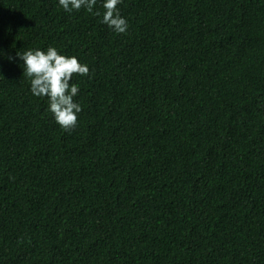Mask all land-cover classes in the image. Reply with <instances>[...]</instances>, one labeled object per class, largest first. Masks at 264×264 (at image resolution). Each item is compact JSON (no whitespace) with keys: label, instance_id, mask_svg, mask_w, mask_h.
I'll return each instance as SVG.
<instances>
[{"label":"trees","instance_id":"trees-1","mask_svg":"<svg viewBox=\"0 0 264 264\" xmlns=\"http://www.w3.org/2000/svg\"><path fill=\"white\" fill-rule=\"evenodd\" d=\"M103 2L0 0V264H264V0ZM48 47L89 67L71 132Z\"/></svg>","mask_w":264,"mask_h":264},{"label":"clouds","instance_id":"clouds-1","mask_svg":"<svg viewBox=\"0 0 264 264\" xmlns=\"http://www.w3.org/2000/svg\"><path fill=\"white\" fill-rule=\"evenodd\" d=\"M58 2L67 12H78L83 8L92 13L97 0H58ZM121 2L122 0H104L102 4L104 12L101 23L117 34L126 33L129 27L118 9ZM95 14L100 15L99 12ZM16 57L23 61V75L30 80L31 93L36 97L47 98L48 110L61 129L66 132L74 130L82 107L74 101L79 86L70 82L74 76H88L89 67L82 64L75 56L60 54L55 47H48L46 51L34 49L23 53L17 52ZM9 59L13 58L9 57Z\"/></svg>","mask_w":264,"mask_h":264}]
</instances>
